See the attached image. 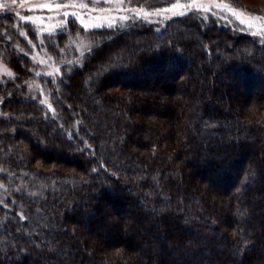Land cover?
Segmentation results:
<instances>
[{
	"label": "trees",
	"instance_id": "16d2710c",
	"mask_svg": "<svg viewBox=\"0 0 264 264\" xmlns=\"http://www.w3.org/2000/svg\"><path fill=\"white\" fill-rule=\"evenodd\" d=\"M13 23L0 15L16 77L0 83V264H264L260 38L201 12L96 30L100 47L49 80L45 120Z\"/></svg>",
	"mask_w": 264,
	"mask_h": 264
},
{
	"label": "snow or ice",
	"instance_id": "6c2138e0",
	"mask_svg": "<svg viewBox=\"0 0 264 264\" xmlns=\"http://www.w3.org/2000/svg\"><path fill=\"white\" fill-rule=\"evenodd\" d=\"M27 0H19V6L20 8L25 7V3ZM135 2V0H66V2H54V0H47V2L39 3L35 5L33 8H30L29 11H34L35 9H47L50 13H55V15H50L47 17L43 16H22L19 11L13 12V14L19 18L20 21L28 23V24H36L38 25L37 28L33 29L34 34H36L38 37H43L45 34L48 37V40L52 43L54 48H56L58 51L63 52L64 49L59 48V45L57 41L53 38L55 35H58L60 33H65L69 36V40L71 43L75 46L77 49L79 55L75 58V60H61L60 63L64 65V71L65 72H71L72 71V65H82V61L87 55H91L93 53V50L95 48H99L101 45V39L96 36L95 30L101 29V28H108L115 31L118 27L121 25L118 23V21L127 22L129 20H139L144 19L145 21L148 20V17L155 14V15H162L165 12H173V15H176L177 13L174 11L177 8H186L187 12H179V15H186L188 12H200L203 11L205 13H211L213 12L214 8H220L223 11H232L229 9L226 5H222L220 3H216L215 0H210V3L206 6L205 4L201 3L200 0H190V3L188 4H179L175 3L172 4L170 8H158L155 9V12H145L143 8H137V7H127V5H131ZM18 3V0H0V14L3 13L4 10L12 11L13 6ZM114 5L115 7H97L98 5ZM66 9H74V11H67ZM112 12H127L128 15H119V16H113L111 15ZM214 14V13H213ZM233 15H236L233 12ZM59 17H63V19H60ZM71 17L73 21H77L80 25V27L84 30L85 33H91L92 38L90 39L89 43H84V37H81L80 31L78 30L76 33L77 38L80 39V43L77 44L75 40H72L71 36L68 34V18ZM239 19V17H237ZM47 19L49 22L55 20L56 22L49 23L48 25H45L44 21ZM241 24L248 23L245 20H240ZM248 27L252 28L254 25L252 23H248ZM254 36H260L264 33H262L260 30L254 31L252 33ZM20 36L26 37L27 34L24 31L19 32ZM11 39V37H9ZM107 39H111V37H107ZM28 44L31 45L32 49L36 48V44L32 42L31 39H28ZM261 43H264V39L260 41ZM39 44L43 48L45 47V40L43 38L39 39ZM19 48V46H17ZM19 51L22 54L27 55L25 50L23 48H19ZM30 60L35 61L38 65H45L50 70L49 71H37L35 69H31V71L34 73V76L36 77H43L47 76L52 79V83L56 84V77H59V82L63 83V76L64 72L61 71V67L55 66V61L53 63H49V61L52 60L51 56H48L47 59L39 57V54L31 55ZM7 57L0 53V61L6 60ZM102 71H104V67L102 66L98 71L97 75H99ZM0 76L11 78L13 81L16 79L14 76L13 71L9 70L8 67H2L0 69ZM92 77H89V80H91ZM6 82L5 80H0V83ZM29 91L32 92L34 89L39 90L41 94L46 90L44 87H42L39 83H29L28 81L24 82ZM18 87V86H17ZM59 91L58 84L56 86V92ZM50 95H54L51 91L49 92ZM9 96H11V93H8ZM32 99H35V96H32ZM4 103L3 97H0V104ZM38 103L42 106V114L44 116V119H49L50 115L55 116L56 112L53 108L52 104L49 102V99L47 96H45L43 99H40ZM50 110L45 111L44 109ZM0 116L7 117L8 113L0 111ZM81 121L77 120L75 121L73 128H76V125H79ZM59 127L61 129L64 128L63 124H60ZM13 131H15L13 129ZM78 131V129H77ZM66 135L71 140L73 139L72 130H68L66 132ZM83 142V140H82ZM86 148L88 150H91L92 146L90 144H86ZM84 148H78V151H84ZM103 167V165H101ZM93 171H97V169H93ZM0 173L4 175H8V171L0 167ZM12 175H15V173H12ZM0 188L5 189L7 191L6 186L3 183H0ZM17 192L21 191V188L16 189ZM31 195H36V193H30ZM15 203V201H13ZM0 207L8 208L9 205L5 203L4 199L2 198V193H0ZM17 215L22 220H27L28 218L23 215V213H17ZM245 245L248 244V241L243 242Z\"/></svg>",
	"mask_w": 264,
	"mask_h": 264
},
{
	"label": "rangeland",
	"instance_id": "374dc122",
	"mask_svg": "<svg viewBox=\"0 0 264 264\" xmlns=\"http://www.w3.org/2000/svg\"><path fill=\"white\" fill-rule=\"evenodd\" d=\"M47 2V0H27V2L25 3V7L24 8H20L19 6V0L18 3L16 5L13 6L12 11H8V10H4L2 14L5 13H11L12 18L14 19V26L17 27V29H19L20 31H24L26 32L27 36L24 37L26 42L28 41V39H31L33 43L36 44V48L32 49L31 45L28 44L25 48V52L29 55V57L31 55H36L37 53L39 54V57L47 59L48 56L52 57V60L49 61V63H53V61H55V66H59L61 67V71L64 72V65H62L60 63L61 60H75V58L79 55L77 49L75 48V46L71 43V41L69 40V36L66 35L65 33H60L58 35H55L53 38L57 41L59 48L64 49L63 52L58 51L56 48H54V46L52 45V43L48 40L47 35L45 34L43 37H38L36 34H34L33 29L37 28L38 25L36 24H28L25 22H22L19 20L18 17H16L13 12L15 11H19L20 14L22 16H43V17H47L50 15H55V13H50L48 12L47 9H35L34 11H29L30 8H33L35 5L39 4V3H44ZM54 2H66V0H54ZM201 3L205 4L206 6L210 3V0H200ZM216 3H220L222 5H226L229 9H231L232 11H223L220 8H214L213 12L211 13H205L203 11H200L204 16H206L207 18L215 17V19H217V21H219V23L222 24H229L231 26H233L234 28L238 29V30H242V31H247L249 33H253L254 31L260 30L262 33H264V14L258 13L257 11H255L253 8L254 7H250L248 6L246 7H242V6H237L234 5L230 0H215ZM246 2L249 5H254L257 4L256 1L253 0H246ZM175 3H179V4H188L190 3V0H172L169 4L166 5H162L160 7L157 8H147L145 6H139L136 4H131V5H127V7L131 8V7H137V8H143L145 12H155V9L158 8H170L172 4ZM97 7H115L114 5H98ZM67 11H74V9H66ZM177 14L173 15V12H165L162 15H151L148 17V20L145 21L144 19H139V20H129L127 22H123V21H118V23L121 25L120 28H124V27H129L131 24L135 23V22H139V21H145L148 23H155V24H159L162 25L164 23H166V21L174 16L179 15V12H187L186 8H177L174 10ZM233 12L236 15H233ZM214 13V14H213ZM0 14V15H2ZM129 13L127 12H112L111 15L113 16H119V15H128ZM239 17V19L237 18ZM60 19H63V17H59ZM240 20H245L248 23H252L254 25V27L249 28L248 27V23H244L241 24ZM56 21L53 20L51 22H49L47 19H45L44 23L45 25H48L49 23H55ZM103 29V28H101ZM80 31V35L81 37H84V43H89L90 39L92 38V34L89 33H85L84 30L80 27L79 23L77 21H73V19L71 17L68 18V34L71 36L72 40H75V42L77 44H79L81 41L79 38H77L76 33L77 31ZM100 30V29H97ZM96 31V30H95ZM96 36L98 37V35L96 34ZM258 38H260L261 40L264 39V34L257 36ZM43 38L45 40V47H41L39 44V39ZM0 53H3L5 56V52L3 50L0 51ZM87 54V53H86ZM31 69H35L37 71H49L50 69L45 66V65H38L35 61L31 60ZM75 65V64H74ZM74 65H72L71 67H74ZM8 67L9 70L13 71L11 69V67L9 66V64L7 63V60H3L0 61V69H2V67ZM58 78V77H56ZM55 78V79H56ZM5 77L0 76V80H4ZM50 79L53 78H49L47 76H43V77H32L28 82L29 83H39L42 87H44L46 90L43 92V94H41L39 92V90H33L32 92L29 91V89L27 90V94L29 96H35V98H37L38 100L43 99L45 96L48 97L49 102L51 103V96L49 94V92L53 91V88L51 86V81H49Z\"/></svg>",
	"mask_w": 264,
	"mask_h": 264
}]
</instances>
